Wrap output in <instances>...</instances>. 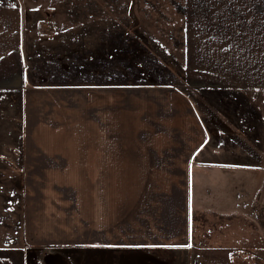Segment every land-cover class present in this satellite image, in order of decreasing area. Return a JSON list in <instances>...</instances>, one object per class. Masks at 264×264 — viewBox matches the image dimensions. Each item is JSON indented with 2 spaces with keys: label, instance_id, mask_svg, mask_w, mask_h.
<instances>
[{
  "label": "rangeland",
  "instance_id": "rangeland-1",
  "mask_svg": "<svg viewBox=\"0 0 264 264\" xmlns=\"http://www.w3.org/2000/svg\"><path fill=\"white\" fill-rule=\"evenodd\" d=\"M246 1L0 0L24 27L20 52L0 41V264H261L264 5ZM242 67L258 90L217 76Z\"/></svg>",
  "mask_w": 264,
  "mask_h": 264
},
{
  "label": "crops",
  "instance_id": "crops-1",
  "mask_svg": "<svg viewBox=\"0 0 264 264\" xmlns=\"http://www.w3.org/2000/svg\"><path fill=\"white\" fill-rule=\"evenodd\" d=\"M260 2H262V3H260ZM245 4L246 5H250V7L252 8L254 4L255 5H264V0L246 1ZM224 7H226V6H224ZM13 9L12 8L9 9V8H2V7H0V14H3L4 13V14H8L9 15L7 17V20H4V22H3V19L1 20V18H0V41L1 42H3V41L5 42V44H4L5 46L4 47L9 46V43L11 41H17L16 49H17L18 52H20V50H22V48H21L22 47V43L24 42V39H23V33H24L23 18H22V14H21V10L20 9H17V8H16V10H13ZM263 11H264V8H263ZM9 25H11V26H9ZM6 37L8 39L7 41H5L6 40ZM5 53H6V55H5ZM4 57H7L9 59L11 57H14V54H10V51H8L6 49V50L0 52V60L4 59ZM18 61H20V64L22 62V68H23L24 67V62H25L24 61V58H23V55H22V57H20V60H18ZM20 64L19 65L18 64L16 65V71H17V68L20 66ZM4 67H5V71H6V75L7 76H9L10 74H12V72H15V69L13 67L12 68H10L9 66H4ZM202 68H203V66H202ZM23 70L25 72V69H23ZM192 70H193V68L191 69V71ZM194 70H196V69H194ZM247 70H248L247 67H242V68L238 69L236 72H234L233 75L231 74V72L230 73H227V74H225V72L224 73L218 72L219 75H217V76H220L221 77V75H223V74L224 75H227V76H234L235 79H236V81L237 80L239 81L240 77L245 75L246 78H247V81L248 82H251V83H249V85L248 84L247 85H243V84H240V82H239V85H237V87H239L241 90L248 89V88H253V87H255V90H258V87H263L260 90H261V93L264 94V83H262V86H258V87L252 86L253 85L252 84L253 83L252 82L253 79L249 75H247ZM208 74H210V73H208ZM252 74L253 75L255 74V78L258 77V73L256 71H254V69L252 70ZM196 75L197 76H202V75H198V74H196ZM196 75H194V76H196ZM16 77H18V79H19V74H17ZM208 77H211V76L208 75ZM263 79H264V77H263ZM5 83L8 84V80L7 79H6V82ZM1 86H4V88H6V86L8 87V85L5 86L3 83L0 85V87ZM18 86H19V82L17 84V87ZM11 87L12 88H15V85L14 86H11ZM179 103H184V102H180L178 100L176 101L174 99H169V101H168V103L166 105H167V108L172 113H177L178 111L182 112V109L180 108ZM109 104H113V102H109ZM194 112H195V110H194ZM187 113H188L187 117L181 118L177 122V125L181 129L182 132H184L185 134L189 135L190 137H193L192 140H191L193 142L195 140V137L200 136V132L203 131L204 129L202 130L203 127L200 128V126H198V121L195 119L194 115H192V113L189 110H187ZM215 122H216V120H215ZM214 126H216V124H214ZM199 129H200V132H199ZM148 130H149V128H148ZM206 130L209 133L211 132L208 129H206ZM144 131L146 132L145 129L142 130V132H144ZM201 137L203 138L202 141H204L205 137L203 136V133L202 132H201ZM202 148H204V147L203 146H200L198 149H202ZM44 149H45L46 154L49 155V157L53 158L52 156H54V159H55L54 160V163H56V165L60 166L61 164H63V162H62L61 159L60 160H57L56 159V155H59V157H61L62 156L61 154L50 155V153L46 151V148L45 147H44ZM159 164L153 165V167L154 166H157ZM203 164H204V167H206V168L208 167L209 168L211 162L209 160H206V161H203ZM27 166H29V163H27ZM0 170H2V167H0ZM60 172H61V169L59 170L58 173H60ZM160 172H161V177H159V171L156 173V176H155V180H156L157 183L161 179H163V177H164L163 176V172L162 171H160ZM151 176H152V174H151ZM148 179L149 180L147 181L146 187H145L147 192L148 191L156 192V191H158L161 188V184H158V185H157V183L156 184H153L152 178H148ZM141 180H142V178H140V181ZM139 185L141 186L142 185V182ZM65 186H67V185L66 184H63V188H65ZM128 190H130V188H128ZM160 190H162V189H160Z\"/></svg>",
  "mask_w": 264,
  "mask_h": 264
},
{
  "label": "trees",
  "instance_id": "trees-1",
  "mask_svg": "<svg viewBox=\"0 0 264 264\" xmlns=\"http://www.w3.org/2000/svg\"><path fill=\"white\" fill-rule=\"evenodd\" d=\"M245 254L248 255L249 253H247V252L245 251ZM249 256H250V255H249ZM250 257H251V256H250ZM252 261H253V260H252ZM67 263H69V262L67 261ZM254 263L257 264V260H256V259L254 260ZM261 264H264V258L261 259Z\"/></svg>",
  "mask_w": 264,
  "mask_h": 264
}]
</instances>
